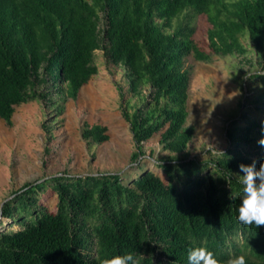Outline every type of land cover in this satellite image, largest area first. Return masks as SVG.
I'll return each mask as SVG.
<instances>
[{"label":"trees","instance_id":"16d2710c","mask_svg":"<svg viewBox=\"0 0 264 264\" xmlns=\"http://www.w3.org/2000/svg\"><path fill=\"white\" fill-rule=\"evenodd\" d=\"M193 14L207 18L211 52L196 45ZM249 49L264 69V0H0V119L10 125L16 107L32 101L59 99V110L76 101L98 74L100 50L129 82L119 90L137 148L132 163L156 134L164 151L181 154L195 134L186 57L210 63ZM254 82L253 109L229 124L223 154L158 161L162 174L139 166L127 176L58 175L14 192L1 212L0 264H102L128 253L143 255L140 264H188L194 247L220 264L241 254L264 264V226L238 221L239 165L264 162V73L246 87ZM82 135L91 145L108 140L99 124ZM48 189L54 210L41 200Z\"/></svg>","mask_w":264,"mask_h":264},{"label":"rangeland","instance_id":"374dc122","mask_svg":"<svg viewBox=\"0 0 264 264\" xmlns=\"http://www.w3.org/2000/svg\"><path fill=\"white\" fill-rule=\"evenodd\" d=\"M194 40L198 48L211 52L207 31L210 25L204 15L193 14ZM251 48L249 41L244 40ZM216 56L210 63L186 57L191 80L187 126L195 128L185 152L172 154L160 145V134L143 144L144 155L132 163L137 151L129 123L123 116V99L119 87H128L123 69L108 62L103 51H97L98 74L81 89L76 101L67 99L62 110L44 101H32L15 109L8 125L0 119V220L2 207L14 192L26 184L46 181L54 176H89L100 174L129 175L139 166L162 174L156 162L169 158L207 159V153L225 152L230 146L227 127L249 109L247 97L260 84L246 87L256 74L264 73L256 54ZM254 60L252 66L248 60ZM256 119L261 118L255 116ZM107 128L108 140L92 144L84 140L86 125ZM220 151V152H219ZM51 195V197H50ZM42 202L51 210L56 197L48 189ZM5 222V221H4ZM6 224V222H5ZM2 229V227L0 228Z\"/></svg>","mask_w":264,"mask_h":264},{"label":"clouds","instance_id":"9594fccd","mask_svg":"<svg viewBox=\"0 0 264 264\" xmlns=\"http://www.w3.org/2000/svg\"><path fill=\"white\" fill-rule=\"evenodd\" d=\"M264 146V139L259 141ZM220 152V151H219ZM222 153V152H220ZM223 154V153H222ZM240 183L243 185L242 198L238 207V221L245 226H264V162L257 169L256 161L239 165ZM128 253L114 255L103 260L102 264H140V257ZM188 264H220L215 254L207 247H194L188 252ZM227 264H246L244 255L230 258Z\"/></svg>","mask_w":264,"mask_h":264}]
</instances>
